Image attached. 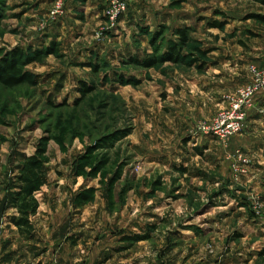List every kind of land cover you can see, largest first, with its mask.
<instances>
[{"label": "rangeland", "instance_id": "1", "mask_svg": "<svg viewBox=\"0 0 264 264\" xmlns=\"http://www.w3.org/2000/svg\"><path fill=\"white\" fill-rule=\"evenodd\" d=\"M94 1L56 23L55 0H0V63L42 59L35 85L0 84V264H264V133L201 131L264 68V6L133 0L111 28ZM38 150L49 184L26 242L9 202Z\"/></svg>", "mask_w": 264, "mask_h": 264}, {"label": "trees", "instance_id": "2", "mask_svg": "<svg viewBox=\"0 0 264 264\" xmlns=\"http://www.w3.org/2000/svg\"><path fill=\"white\" fill-rule=\"evenodd\" d=\"M264 6V0H254ZM264 22V18H257ZM215 28L223 29L224 25L219 22L213 24ZM164 35V32L161 33ZM175 35L181 45H172L169 58L172 62H181L182 47L187 46L191 41L187 30H176ZM201 54H205L200 51ZM46 54H49L47 51ZM45 55V53H44ZM33 60V61H31ZM41 58L29 59L23 52H19L15 58H7L0 63V84L7 89H14L23 85H35L34 76L25 71V68L32 62H40ZM84 92L83 96L87 95ZM46 152L38 150L34 155L24 158L20 166V175L17 177V190L10 197L9 208L15 211L10 217V222L17 229L21 239L26 242H32L36 237V227L34 218L38 215L40 201L37 194L49 184L44 166L47 163L45 159ZM93 201L92 197H86L79 201V207H84ZM129 240V239H125ZM42 264V263H37Z\"/></svg>", "mask_w": 264, "mask_h": 264}, {"label": "built area", "instance_id": "3", "mask_svg": "<svg viewBox=\"0 0 264 264\" xmlns=\"http://www.w3.org/2000/svg\"><path fill=\"white\" fill-rule=\"evenodd\" d=\"M133 0H106L104 4V18L109 23L108 27H115L128 13ZM67 0H55V7L51 12L50 20L59 22L67 14ZM252 81L238 90L230 107L220 111L214 119L202 126V133L219 141H226L243 133L253 108L256 95L264 90V68L251 67Z\"/></svg>", "mask_w": 264, "mask_h": 264}, {"label": "crops", "instance_id": "4", "mask_svg": "<svg viewBox=\"0 0 264 264\" xmlns=\"http://www.w3.org/2000/svg\"><path fill=\"white\" fill-rule=\"evenodd\" d=\"M106 0H95L94 2L91 3V5L89 6V8L94 9L95 11H92L93 13H97L96 15H94V18H103L102 13L99 12V10H97L96 8H98L97 5L99 4H105ZM253 107H255V109H253L252 111H250L249 113V121H248V128H247V133L245 135H247L249 132V134L253 135L257 130H261V132L264 133V113H258L257 109L261 108V112H264V91L260 92L259 94H257L255 101H254V105ZM29 248V247H27ZM29 252V251H28ZM33 253L29 252V255ZM53 257H58V256H54ZM53 257H48L46 260V262L44 264H62L63 262L61 260L55 259ZM29 261H31L32 258H34L31 263L29 264H37L40 260H43V258H37L35 259V256L32 257L31 255L28 257ZM78 260H75V263L77 264ZM73 263V264H75ZM72 264V263H71Z\"/></svg>", "mask_w": 264, "mask_h": 264}]
</instances>
